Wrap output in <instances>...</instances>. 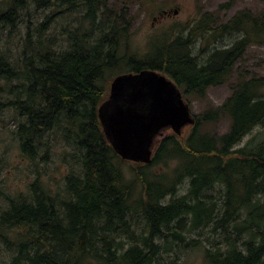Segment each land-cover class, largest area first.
I'll use <instances>...</instances> for the list:
<instances>
[{"label":"trees","instance_id":"16d2710c","mask_svg":"<svg viewBox=\"0 0 264 264\" xmlns=\"http://www.w3.org/2000/svg\"><path fill=\"white\" fill-rule=\"evenodd\" d=\"M30 3L51 12L26 21L17 56L0 49V122L9 111L19 118L10 133L24 160L48 161L44 137L52 134L72 148L78 172L63 176V194L39 176L23 192L0 188L2 264H172L164 254L195 245L190 234L205 229L208 264H264V144L234 148L264 125V75H240L221 106L195 117L187 137L166 135L149 164L132 162L130 178L97 111L108 73L122 65V73L157 70L187 97L227 82L249 44L264 41V12L240 10L224 22L203 12L136 58L122 53L127 24L110 19L107 0H0V35L17 29ZM63 9L80 15L57 49L47 31ZM233 34L229 45L218 44ZM221 114L230 118L225 133L199 132ZM160 162L164 169L152 170ZM214 188L217 196L208 192Z\"/></svg>","mask_w":264,"mask_h":264},{"label":"rangeland","instance_id":"374dc122","mask_svg":"<svg viewBox=\"0 0 264 264\" xmlns=\"http://www.w3.org/2000/svg\"><path fill=\"white\" fill-rule=\"evenodd\" d=\"M107 3L114 9L110 19L118 18L121 24H127L128 33L126 38L122 40V53L133 55L136 58H141L148 52L152 40L157 39L162 43L171 29H174L175 26L181 27L191 23L203 12H212L219 22L227 21L240 10H248L254 14L264 12V0H107ZM50 10L51 8H37L34 3H30L28 11L24 13L23 20L18 24L17 29L9 32L7 28L0 35V49L8 52L11 56H17L22 44L26 21L31 20L35 24V22L41 21L45 14L51 12ZM174 10L177 12L174 13ZM163 11L165 13L160 15ZM78 15H80L79 11L70 13L63 9L55 16L47 35L55 38L54 42L57 49H64L67 46L68 34L64 27H75L78 22L74 18ZM106 17L101 18L105 20ZM235 35L225 36L218 44L229 45L235 39ZM92 38L93 36L90 37V40ZM125 70L127 67L122 65L108 73L105 83L107 90H109L112 79ZM240 75L248 78L264 75V41H252L249 44L243 58L227 82L208 87L203 95L187 97L182 94L189 104L191 113L200 118L207 110L221 106L230 95L232 86L237 82ZM18 121L19 118L9 111L0 122V188L9 194L23 192L27 189L28 183L39 176L51 193L63 194L61 190L63 176L71 171L78 172V162L70 155L73 151L72 148L56 136L48 134L44 140L51 145L49 160H37L36 164L24 160L10 133ZM229 126V116L221 114L216 120L202 122L199 126V132L218 137L225 133ZM191 130V125L184 127L180 136L187 137ZM171 133L173 131L170 129L164 130L158 141ZM250 140L251 142H249ZM256 143L264 144V125L255 126L234 148H244L246 145L253 146ZM156 147L157 145L154 151ZM173 165L174 161H169V166L172 167ZM130 166H132L131 161L122 163L127 178L132 177ZM162 169L164 168L161 162L152 166V170L156 172H160ZM183 191L184 189H181L180 193ZM208 192L217 196L216 188L208 190ZM3 205L4 202L0 200V207ZM209 235L211 236L206 229L192 232L190 238L196 241L195 245L192 243L187 249L174 247L171 252L164 254L165 259L172 261V264H208L204 259L203 247L208 245L205 238ZM4 249L3 245L0 244V264L7 258Z\"/></svg>","mask_w":264,"mask_h":264},{"label":"water","instance_id":"95a60500","mask_svg":"<svg viewBox=\"0 0 264 264\" xmlns=\"http://www.w3.org/2000/svg\"><path fill=\"white\" fill-rule=\"evenodd\" d=\"M97 111L105 137L116 154L123 160L143 164L152 161L164 130L180 135L184 127L195 123L176 83L153 69L117 74Z\"/></svg>","mask_w":264,"mask_h":264}]
</instances>
